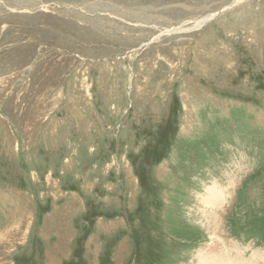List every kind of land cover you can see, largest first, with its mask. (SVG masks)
Instances as JSON below:
<instances>
[{"label":"rangeland","instance_id":"obj_1","mask_svg":"<svg viewBox=\"0 0 264 264\" xmlns=\"http://www.w3.org/2000/svg\"><path fill=\"white\" fill-rule=\"evenodd\" d=\"M60 1L0 0V264L264 257V0Z\"/></svg>","mask_w":264,"mask_h":264},{"label":"bare ground","instance_id":"obj_2","mask_svg":"<svg viewBox=\"0 0 264 264\" xmlns=\"http://www.w3.org/2000/svg\"><path fill=\"white\" fill-rule=\"evenodd\" d=\"M33 1V0H32ZM42 1V0H41ZM62 1V0H61ZM60 1V2H61ZM66 1V0H65ZM71 1V0H70ZM69 1V2H70ZM76 1H78L79 2V0H76ZM113 1V0H112ZM115 1V0H114ZM150 1V0H149ZM222 1V0H221ZM220 1V2H221ZM239 1V0H238ZM237 0H235V2L234 3H237L238 2ZM63 2V1H62ZM68 2V3H69ZM78 2H76V3H78ZM86 1H84V3H85ZM88 2V1H87ZM86 2V3H87ZM94 2H97V1H94ZM119 3L120 2H123V1H118ZM128 2V1H127ZM134 2H136V1H134ZM159 2V1H158ZM162 3H163V0L161 1ZM75 3V2H74ZM79 3H81V5H82V0H81V2H79ZM83 3V4H84ZM93 3V2H92ZM97 3H99V2H97ZM101 3V2H100ZM149 3V2H148ZM154 3H155V1H154ZM153 3V4H154ZM172 4H173V1L171 2ZM19 4V3H18ZM29 4V3H28ZM48 4V3H47ZM73 4V3H72ZM88 4V3H87ZM106 4V3H105ZM107 4H109V3H107ZM112 4H113V2H112ZM115 4H116V2H115ZM158 4V3H157ZM161 4V3H160ZM174 4H176V2H174ZM1 5V4H0ZM32 5H34V4H32ZM63 5V4H62ZM65 5V4H64ZM74 5H76V4H74ZM80 5V6H81ZM133 7H134V9L137 11L138 9H136L135 8V6H134V4L132 3L131 4ZM140 5V4H139ZM151 5V4H150ZM149 5V6H150ZM156 5V4H155ZM161 5H164V4H161ZM169 5H171V4H168L167 6L169 7ZM216 5H217V3H216ZM8 6V5H7ZM56 6V5H55ZM67 6V5H66ZM77 6V5H76ZM99 6V5H98ZM98 6H96V8L98 7ZM122 6V5H121ZM129 6V5H128ZM128 6H122V7H125L124 9L126 10V7H128ZM147 6V5H146ZM26 7V6H25ZM38 7V6H37ZM83 7V6H82ZM84 7H86V6H84ZM88 8H89V6H87ZM94 7V6H93ZM130 7V6H129ZM128 7V10L130 9ZM143 7H144V5H143ZM166 7V6H165ZM174 7V6H173ZM12 8V7H11ZM36 8V7H35ZM48 8V7H47ZM54 8V7H53ZM99 8V7H98ZM107 8V7H106ZM139 8V7H138ZM144 8H146V7H144ZM149 8H151V7H149ZM156 8H158V7H156ZM164 8V7H163ZM174 8H176V7H174ZM10 9V8H9ZM28 9V8H27ZM38 9H40V8H38ZM43 9V8H42ZM68 9V8H67ZM95 9V8H94ZM104 9H105V6H104ZM108 9V8H107ZM111 9H113V8H111ZM111 9H108V10H111ZM115 9V8H114ZM116 9H117V7H116ZM115 9V10H116ZM120 9V8H119ZM132 9V8H131ZM177 9V8H176ZM203 9V8H202ZM201 9V10H202ZM221 9V8H220ZM0 10H1V8H0ZM14 10V9H13ZM12 10V11H13ZM35 10V9H34ZM37 10V9H36ZM49 10V9H48ZM55 10H56V8H55ZM87 10V9H86ZM90 10V9H89ZM88 10V11H89ZM97 10V9H96ZM96 10H94V11H96ZM99 11H100V9H98ZM107 10V11H108ZM118 10V9H117ZM116 10V12H118ZM128 10H126V12L128 11ZM144 10H146V9H144ZM148 10V9H147ZM159 10V8L157 9V11ZM160 10H161V8H160ZM15 11V10H14ZM51 11V10H50ZM63 11V10H62ZM72 11V10H71ZM84 11V10H83ZM87 11V12H88ZM105 11V10H104ZM121 11V10H120ZM156 11V12H157ZM163 11V10H162ZM162 11H160V12H162ZM167 11V10H166ZM172 11V10H171ZM170 11V12H171ZM174 11V10H173ZM5 12V11H4ZM52 12V11H51ZM66 11H64V13H65ZM69 13H70V9H69V11H68ZM67 12V13H68ZM97 12V11H96ZM103 12V11H102ZM101 12V13H102ZM111 12V11H110ZM113 12V11H112ZM124 12V11H123ZM122 12V13H123ZM147 12V11H146ZM168 12V11H167ZM166 12V13H167ZM199 13H200V11H198ZM63 13V12H62ZM63 13V14H64ZM72 13H73V11H72ZM91 13H92V11H91ZM90 13V14H91ZM113 13H115V12H113ZM128 13V12H127ZM126 13V14H127ZM134 13H135V11H134ZM178 13V12H177ZM202 13H204V12H202ZM43 14V13H42ZM77 14H78V12H77ZM97 14H99V12H97ZM116 14H118V16H119V14L121 15V13H116ZM124 14H125V12H124ZM126 14H125V16H126ZM132 14V13H131ZM140 14V13H139ZM154 14H155V12H154ZM157 14V13H156ZM159 14V13H158ZM157 14V15H158ZM171 14V13H170ZM172 14H173V12H172ZM180 14V13H179ZM8 16H9V14H7ZM32 15V14H31ZM79 15L80 14H78V18H82V16L81 17H79ZM100 15V14H99ZM133 15V14H132ZM135 15H136V13H135ZM148 15V14H147ZM161 15V14H160ZM159 15V16H160ZM166 15V14H165ZM178 15V14H177ZM184 15H185V13H184ZM183 15V16H184ZM30 16V15H29ZM34 16V15H33ZM66 16V15H65ZM68 16H70V15H68ZM93 16H97V15H93ZM107 16V15H106ZM128 16H130V14L128 15L127 14V17ZM148 16H150V14L148 15ZM180 16V15H179ZM178 16V17H179ZM41 17V16H40ZM39 17V18H40ZM105 17V16H104ZM104 17H101V18H103L104 19ZM127 17H126V19H127ZM164 17V16H163ZM172 17V16H171ZM175 17V16H174ZM210 17V16H209ZM208 17V18H209ZM213 17H214V15H213ZM32 18V17H31ZM67 18V17H66ZM65 18V19H66ZM75 18H77V17H75ZM74 18V19H75ZM93 18H95V17H93ZM109 18V17H108ZM117 18V17H116ZM128 18H130V17H128ZM132 18V17H131ZM135 18V17H134ZM162 18V17H161ZM207 18V19H208ZM85 19V18H84ZM87 19H88V16H87ZM136 19V18H135ZM162 19H164V18H162ZM162 19H160V20H162ZM181 20H183L182 18H180ZM210 19V18H209ZM208 19V20H209ZM44 20H45V18H44ZM67 20H69V19H67ZM66 20V21H67ZM81 20V19H80ZM92 20V19H91ZM100 20V19H99ZM109 20V19H108ZM124 20V19H123ZM138 20V19H137ZM140 20H142L141 18H140ZM172 20V19H171ZM175 20V19H174ZM173 20V21H174ZM40 21V20H39ZM71 21V20H70ZM90 21V20H89ZM132 21V20H131ZM154 21V20H153ZM32 22V21H31ZM73 22V21H72ZM71 22V23H72ZM77 22V21H76ZM79 22V21H78ZM81 22V21H80ZM79 22V23H80ZM104 22V21H103ZM123 22V21H122ZM160 22V21H159ZM93 23V22H92ZM165 23V22H164ZM182 23V22H181ZM185 23V22H184ZM87 24V23H86ZM170 24V23H169ZM185 24H187V23H185ZM42 25V24H41ZM47 25V24H46ZM67 25V24H66ZM82 25V24H81ZM98 25V24H97ZM87 26H88V24H87ZM99 26V25H98ZM98 26H96V27H98ZM35 27V26H34ZM65 27V26H64ZM67 27H69V25H67ZM71 27V26H70ZM70 27L68 28V29H70ZM73 27V26H72ZM71 27V28H72ZM81 27V26H80ZM89 27V26H88ZM87 27V28H88ZM93 27V26H92ZM94 27H95V25H94ZM93 27V29L95 30V28ZM100 27V26H99ZM98 27V28H99ZM199 27V26H198ZM77 28V27H76ZM86 28V29H87ZM104 28V27H103ZM156 29H157V27H155ZM169 28V27H168ZM79 29V28H78ZM82 29V28H81ZM97 29V28H96ZM105 29V28H104ZM103 29V30H104ZM92 29H90V32H92L91 31ZM102 30V29H101ZM160 30V29H159ZM170 30V29H169ZM72 31H75V30H73L72 29ZM79 31H80V29H79ZM88 30H85V32H87ZM163 31H164V28H163ZM81 32H82V30H81ZM85 32H82L83 33V35H84V33ZM95 32V31H94ZM94 32L91 34V36L93 35V37H94ZM97 32V31H96ZM102 32H104V31H102ZM178 32V31H177ZM98 33V32H97ZM70 34V33H69ZM79 34V33H78ZM87 34V33H86ZM85 34V35H86ZM96 34V33H95ZM104 34V33H103ZM83 35H82V37H83ZM88 35H90V34H88ZM87 35V36H88ZM96 35H99V34H96ZM109 34H107V36H108ZM115 35V34H114ZM77 36V35H76ZM90 36V37H91ZM110 36H112V35H110ZM74 37V36H73ZM86 37V36H85ZM89 37V38H90ZM96 37V36H95ZM99 37V36H98ZM113 37V36H112ZM127 37V36H126ZM92 38V37H91ZM93 39V38H92ZM101 39H102V37H101ZM105 39H106V37H105ZM110 39H112V38H110ZM114 39V38H113ZM116 39V38H115ZM69 40H70V38H69ZM99 40V39H98ZM126 40H127V38H126ZM132 40V39H131ZM104 41V40H103ZM125 41V40H124ZM128 41H130V40H127L126 42H128ZM73 42V41H72ZM114 42V41H113ZM83 43V42H82ZM64 44V43H63ZM128 44V43H127ZM70 45V44H69ZM64 46V45H63ZM66 46H68V45H66ZM70 47V46H69ZM111 48V47H110ZM95 50H96V48H95ZM92 53V52H91ZM101 53V52H100ZM8 64V63H7ZM10 64V63H9ZM8 66H10V65H8ZM210 191V190H209ZM209 193H214L215 195H213V197H211V198H209L208 197V195L204 198V202L207 204V205H212V207H211V209L214 211L215 210V208H217V205L219 204V203H221V200L222 199H226V194L224 193V192H222V191H219V190H217V191H212V192H209ZM219 206H220V204H219ZM210 207V206H209ZM208 210H210V209H208ZM218 211H220V210H218ZM209 212V211H208ZM219 214V213H218ZM221 214V213H220ZM217 220V219H216ZM223 223V222H222ZM217 224L219 225V231H217L216 233H217V241H220L221 243H222V246H223V251H224V254H226L227 256H226V260H225V257H224V254L222 253V251L221 252H218V253H216V252H214V251H209L212 255H210L209 253L208 254H204V253H200L199 255H197V258H198V262L196 263V264H236V260H237V258H238V256H239V254H240V252L237 250V252H236V254L235 255H232L231 254V248H230V246H229V242L222 236V225L220 224V222L219 223H217L216 222V226H217ZM3 231V230H2ZM5 233L4 232H2V233H0V247L2 246V245H7V246H11L12 245V243L14 242L11 238H9V237H5V235H4ZM230 245H232V244H230ZM235 247H237V246H235ZM235 249V248H234ZM236 251V250H235ZM241 251V250H240ZM233 253V252H232ZM254 260V262H253V260ZM226 261V263H224ZM260 261H262V262H264V257L263 256H261L259 253H256V252H254L252 255H251V257L249 258V259H245V258H243V257H241V258H239V260H238V262H237V264H257V263H259ZM262 264V263H261Z\"/></svg>","mask_w":264,"mask_h":264},{"label":"crops","instance_id":"obj_3","mask_svg":"<svg viewBox=\"0 0 264 264\" xmlns=\"http://www.w3.org/2000/svg\"><path fill=\"white\" fill-rule=\"evenodd\" d=\"M76 239V238H75Z\"/></svg>","mask_w":264,"mask_h":264}]
</instances>
